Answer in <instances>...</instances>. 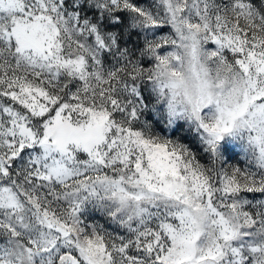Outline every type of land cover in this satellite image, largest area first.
<instances>
[{"label": "snow or ice", "instance_id": "1", "mask_svg": "<svg viewBox=\"0 0 264 264\" xmlns=\"http://www.w3.org/2000/svg\"><path fill=\"white\" fill-rule=\"evenodd\" d=\"M0 264H264V0H0Z\"/></svg>", "mask_w": 264, "mask_h": 264}]
</instances>
